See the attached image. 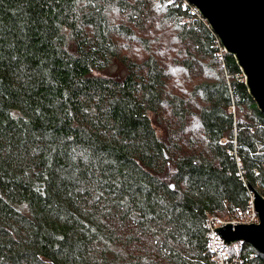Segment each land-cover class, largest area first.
<instances>
[{
    "label": "trees",
    "instance_id": "1",
    "mask_svg": "<svg viewBox=\"0 0 264 264\" xmlns=\"http://www.w3.org/2000/svg\"><path fill=\"white\" fill-rule=\"evenodd\" d=\"M188 11L0 0V264H264L211 250L264 196V113Z\"/></svg>",
    "mask_w": 264,
    "mask_h": 264
},
{
    "label": "water",
    "instance_id": "2",
    "mask_svg": "<svg viewBox=\"0 0 264 264\" xmlns=\"http://www.w3.org/2000/svg\"><path fill=\"white\" fill-rule=\"evenodd\" d=\"M240 65L249 93L264 113V0H189ZM258 223H227L217 231L226 245L244 241L264 253V196L250 183Z\"/></svg>",
    "mask_w": 264,
    "mask_h": 264
},
{
    "label": "built area",
    "instance_id": "3",
    "mask_svg": "<svg viewBox=\"0 0 264 264\" xmlns=\"http://www.w3.org/2000/svg\"><path fill=\"white\" fill-rule=\"evenodd\" d=\"M171 3L180 5L183 8H188L187 16L182 20L183 23H192L196 18L200 20H206L203 15L200 13L198 8L192 4L189 0H169ZM218 45L221 49V51H226L223 45L221 44L220 39H218ZM244 218H250L249 221H244ZM259 216L258 212L254 209V201L251 202L249 210H247L245 213L238 214L236 217H234L231 220H225L223 218L217 217V216H211L209 219V230H210V246L211 250L217 253L221 261L224 260V254H222L220 250L221 244H226L221 237V235L218 234V229L227 223L232 224H240V223H258ZM241 264H244L240 262Z\"/></svg>",
    "mask_w": 264,
    "mask_h": 264
},
{
    "label": "rangeland",
    "instance_id": "4",
    "mask_svg": "<svg viewBox=\"0 0 264 264\" xmlns=\"http://www.w3.org/2000/svg\"><path fill=\"white\" fill-rule=\"evenodd\" d=\"M250 220V218H244V221H249ZM223 256H225V255H223Z\"/></svg>",
    "mask_w": 264,
    "mask_h": 264
}]
</instances>
